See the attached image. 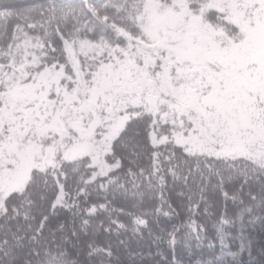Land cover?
<instances>
[{
  "label": "snow or ice",
  "instance_id": "snow-or-ice-1",
  "mask_svg": "<svg viewBox=\"0 0 264 264\" xmlns=\"http://www.w3.org/2000/svg\"><path fill=\"white\" fill-rule=\"evenodd\" d=\"M169 179L201 200L243 204L247 188L243 212L264 221V0H0V264H105L110 248L73 241L101 215L100 230L125 228L117 195L159 193L175 215ZM187 199L170 247L182 229L200 238ZM60 209L72 227L46 239Z\"/></svg>",
  "mask_w": 264,
  "mask_h": 264
},
{
  "label": "trees",
  "instance_id": "trees-1",
  "mask_svg": "<svg viewBox=\"0 0 264 264\" xmlns=\"http://www.w3.org/2000/svg\"><path fill=\"white\" fill-rule=\"evenodd\" d=\"M23 6L39 5L46 0H16ZM189 188L177 183L175 186L171 180L164 190V197L168 205L175 211V215L168 217L156 212L161 207L159 193L153 197L148 194L143 199H132L117 195L110 198L108 203L115 210L113 220L125 225V228L117 231L115 227L111 232L102 231L99 225H108L107 215H101L94 219L87 234H81L80 240H74L83 247L84 243H95L98 247H107L112 250L111 258H106L105 264H252L253 260L259 259L261 247L264 246V221L254 219L243 208L248 205V189H244L239 201L225 200L222 192L216 189H206L204 199H200L197 185ZM131 188V185H129ZM239 185L226 184L224 191L231 196L236 193ZM259 191V188H256ZM184 192L181 197L179 194ZM193 196L194 203L191 205V220L201 226L200 238L195 234L187 235V229H182L177 234V242L174 247L168 243V233L173 225L186 224L189 220V201L187 197ZM103 199L92 197L90 203H104ZM163 211H169L167 206ZM51 213V210L49 209ZM146 213L144 219L148 221L147 226H140L133 230L132 219L134 215ZM256 217L264 216L257 211ZM229 221L220 225L221 218ZM73 217L67 209L57 210L50 216L45 230V238L53 239L49 233H56L59 225L64 224L72 227ZM80 221H76L79 227ZM251 247H247V245ZM71 247V244L69 245ZM79 251V250H77ZM26 262L29 257L27 253H21L17 257ZM78 257H73L76 259Z\"/></svg>",
  "mask_w": 264,
  "mask_h": 264
}]
</instances>
